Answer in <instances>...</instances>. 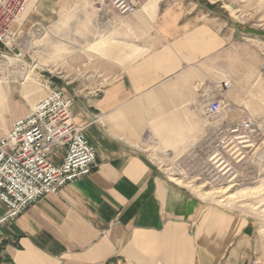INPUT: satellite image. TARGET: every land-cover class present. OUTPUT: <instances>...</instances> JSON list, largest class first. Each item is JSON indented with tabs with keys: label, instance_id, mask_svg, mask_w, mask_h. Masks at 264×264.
Wrapping results in <instances>:
<instances>
[{
	"label": "crops",
	"instance_id": "0c3cea01",
	"mask_svg": "<svg viewBox=\"0 0 264 264\" xmlns=\"http://www.w3.org/2000/svg\"><path fill=\"white\" fill-rule=\"evenodd\" d=\"M32 23L68 48V81L41 88L0 72V137L44 89H60L96 161L0 227V264H264L262 219L175 182L145 147L181 152L203 134L200 80L244 35L225 2L145 0L118 18L105 2L38 0ZM99 37L100 51L91 48ZM6 210L0 201V217Z\"/></svg>",
	"mask_w": 264,
	"mask_h": 264
},
{
	"label": "rangeland",
	"instance_id": "374dc122",
	"mask_svg": "<svg viewBox=\"0 0 264 264\" xmlns=\"http://www.w3.org/2000/svg\"><path fill=\"white\" fill-rule=\"evenodd\" d=\"M223 1L236 20L240 33L244 35L238 34L236 43L223 50L220 57L214 59V63L206 66L205 76L200 80V96L204 94L205 107H208L211 100H220L219 109L230 103L232 111L224 110L218 121L230 118L237 120L249 115L253 121L251 146L233 156L227 154L231 162L227 167L212 166L210 163L204 167L206 157L209 159L211 155L208 156L210 148L207 146L208 150L204 148L200 153V179L189 172L180 157L198 138L181 152L171 154L160 152V146L154 143H145V147L175 182L194 190L212 204L240 210L264 221V0ZM30 26L24 22L22 28L27 31ZM34 33H30L29 37L23 34L21 39L25 63L10 54L7 58L13 63L9 65L0 56L1 76H7L14 82H21L25 76V79L32 77L41 88L43 84L46 85V80L52 81L53 78L68 81L65 72L68 69V57L63 54H68L70 42L64 41L67 46L63 43L67 50L58 51L52 46V41L58 40L52 30L43 29ZM76 43L78 48L84 44L83 41ZM104 47L102 37L91 45L92 49L98 51ZM53 68L59 69L54 71ZM44 90L46 92L36 102L47 94L48 91ZM34 104L30 103V108ZM201 114L204 132L200 140L212 127V121L216 122L205 115L203 109Z\"/></svg>",
	"mask_w": 264,
	"mask_h": 264
},
{
	"label": "built area",
	"instance_id": "2783aa9c",
	"mask_svg": "<svg viewBox=\"0 0 264 264\" xmlns=\"http://www.w3.org/2000/svg\"><path fill=\"white\" fill-rule=\"evenodd\" d=\"M93 1L98 5L105 2L108 10L123 18L139 10L145 0ZM37 4L38 0H0V56L3 60L11 54L25 63L21 42L23 34L29 37L43 30L38 23H32L27 31L22 28ZM198 93L203 113L216 122L212 121L209 131L180 157L189 172L200 179L202 150L208 146V156L211 154L209 159L206 157L204 167L209 163L217 167L229 166L231 162L227 154L233 156L251 146L253 121L249 115L237 120L218 121L224 110L232 111L230 103L225 102V107L219 109L220 100H211L205 107L204 94L200 96V89ZM71 106V98L60 89H52L27 114L14 120L10 130L0 137V201L7 207L0 217V227L13 221L40 197L55 194L66 184L91 173L96 161L95 151L83 127L74 122ZM57 151H63L60 162H55Z\"/></svg>",
	"mask_w": 264,
	"mask_h": 264
},
{
	"label": "bare ground",
	"instance_id": "6f19581e",
	"mask_svg": "<svg viewBox=\"0 0 264 264\" xmlns=\"http://www.w3.org/2000/svg\"><path fill=\"white\" fill-rule=\"evenodd\" d=\"M8 58H9V57H8ZM8 58H7V60H4V61H7L9 64H10V63H13V62H12L11 60H9ZM4 61H3V62H4ZM25 78H26V77H25ZM25 78H24V79H25ZM28 80H30V78L25 79V81H28Z\"/></svg>",
	"mask_w": 264,
	"mask_h": 264
}]
</instances>
